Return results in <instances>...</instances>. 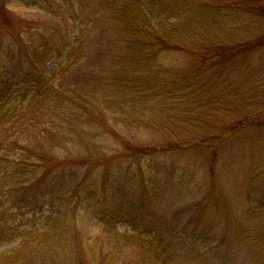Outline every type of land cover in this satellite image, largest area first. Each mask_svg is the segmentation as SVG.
I'll return each instance as SVG.
<instances>
[{"label": "trees", "instance_id": "trees-1", "mask_svg": "<svg viewBox=\"0 0 264 264\" xmlns=\"http://www.w3.org/2000/svg\"><path fill=\"white\" fill-rule=\"evenodd\" d=\"M16 1L45 21L12 15ZM242 21L253 31L233 41ZM235 60L244 80L215 93L211 71ZM247 61L264 64V0H0V251L17 243L0 264H237L216 216L264 264V171L243 211L255 230L236 222L218 179L220 146L264 141V90ZM102 132L120 150H97ZM171 155L205 158L206 174L171 158L166 168ZM97 164L99 175L81 171ZM82 219L95 236L79 234Z\"/></svg>", "mask_w": 264, "mask_h": 264}, {"label": "rangeland", "instance_id": "rangeland-1", "mask_svg": "<svg viewBox=\"0 0 264 264\" xmlns=\"http://www.w3.org/2000/svg\"><path fill=\"white\" fill-rule=\"evenodd\" d=\"M8 7V10L12 13L14 16L21 17L23 19L27 20H34L36 23L39 21H45V18L43 15L36 10L24 8L20 6V3L16 2H8L6 5V8ZM246 23V25H245ZM248 22H243L241 25L235 29L230 31L231 37L233 38V41L238 40V37H241V39L248 36L252 31L253 27L252 25L247 26ZM234 27V26H233ZM225 37V35H224ZM222 37L221 40L224 38ZM68 38V37H67ZM225 39V38H224ZM8 39L5 37L4 41L6 42ZM215 43H217V40H211ZM223 41V40H222ZM109 47V46H108ZM189 59L185 58L183 62H181L180 65L177 66V68L187 67L188 66ZM251 61V60H249ZM249 61L244 63L245 72L248 74L246 79H249V81H254L255 86L259 87V91L264 90V64L263 63H256L251 64L250 68L248 66ZM242 60H235L234 63H228V67L226 71H223V66L219 68V71L217 75L211 71V80L208 81V86L211 88L215 93H219V95H223L222 93L226 92L229 93L232 90L231 85L234 81L242 82L244 80V77L242 76V73L240 71L233 72L236 65L241 63ZM211 62L206 63V67L209 66ZM242 65V66H243ZM180 66V67H179ZM241 69L242 70H244ZM52 69V67H51ZM258 74V76L254 78H249L252 74ZM208 79V78H205ZM205 84H201L198 80L195 82L194 91L197 95L200 97H203V95L199 92L205 91L204 88ZM264 92V91H263ZM208 95V94H207ZM206 95V98H207ZM224 96V95H223ZM203 101V100H202ZM205 104H207L206 101H203ZM192 107H195L194 103L189 104ZM191 110V109H190ZM101 136V132H97ZM193 134V132H190ZM102 140L99 142L100 148L97 150L101 151V153H108L112 152L111 150H120V146L111 141L107 134L102 132ZM191 137V136H190ZM192 138V137H191ZM157 140V139H156ZM225 142V141H224ZM264 144V141H253V140H244V143L241 140L239 141H233L228 140L225 144L220 146V168H222V172L219 173V181L221 185V192L220 195L222 197L223 192V199L225 202H229V210L234 214L236 218V222H238L239 225L244 226V230H248L249 228L256 229V227H260V224H262L258 219H256L255 215H253L252 218H250L247 215H244V210L248 207V198H247V191L250 183V176L254 179L257 175H260V171H264V168L261 166L260 161L264 160V153H261V147ZM81 149V153L79 155L81 156H89V154L92 153V150L90 149ZM3 152V149L0 148V153ZM20 151L14 150L11 153H9L8 160H14L16 161V154H18ZM261 157V158H260ZM84 158V157H83ZM170 158L172 160L171 165L182 164L181 167L187 168L189 171L195 172L197 174L199 172V175L201 174L202 177L206 174V167L204 163H201L205 160V158H198V157H192V156H186V155H180V156H169L166 158H162L161 163L166 166V168L169 167L170 164ZM2 163H5L6 161H0ZM128 162L123 161L124 166H128ZM12 166V164L10 165ZM81 171H91L93 172L92 175L96 176L103 172V169L101 165H95L93 167L89 165H84L83 168H81ZM200 175V176H201ZM252 181V180H251ZM168 187L175 191V189L172 186ZM177 191V190H176ZM201 193H196L194 195H191L190 199H187L189 197H185L184 200L186 202L192 201L199 197ZM226 195L228 197H226ZM168 212L161 210V213L164 215L175 213L174 211ZM242 213V215H241ZM196 220V219H193ZM220 222H228L225 219L221 220L219 217H215L214 220L212 218V222L209 224L211 229L215 227L216 230V236L218 238V241L221 243L220 249H226L234 251L236 254L237 264H252L253 262L251 260L252 258V252H249L248 249L244 247L235 246L236 244H239V242H242V237L240 238L241 232H236L235 230H232L229 228L228 224L220 223ZM230 223V222H229ZM77 225L79 226L78 230L79 234L81 236H95L98 233V226L95 223L90 224V222L85 221V219L80 220ZM221 227V228H220ZM247 228V229H246ZM207 230V227H205ZM243 230V232H244ZM251 230V229H250ZM252 230V231H253ZM235 231V232H234ZM205 231L200 230L198 233L201 235ZM238 235H235V234ZM213 231L210 232V235L215 237V234L213 235ZM251 234V233H248ZM243 236V233H242ZM211 237V236H210ZM253 237V234H252ZM234 238V239H233ZM239 241V242H238ZM17 243L12 244L10 246L5 247L0 251V254L3 252H8L16 247ZM217 246V243H211L210 247ZM228 246H231V248H227ZM220 250V252H221ZM212 257H215V255H212Z\"/></svg>", "mask_w": 264, "mask_h": 264}]
</instances>
